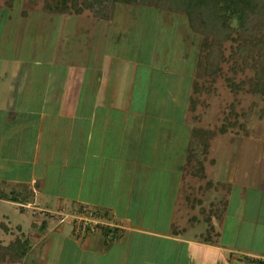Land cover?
I'll return each mask as SVG.
<instances>
[{"label": "rangeland", "instance_id": "374dc122", "mask_svg": "<svg viewBox=\"0 0 264 264\" xmlns=\"http://www.w3.org/2000/svg\"><path fill=\"white\" fill-rule=\"evenodd\" d=\"M5 2L0 0V157L8 151L7 135H3L7 126L5 116L9 111L19 110L23 113V102L27 95L26 81L33 70L36 55L39 54L35 48L39 44L36 43L42 42L43 39L41 26L38 29L34 23L48 24L54 23L56 19H63V13L55 10L56 0H14V4L9 7ZM82 16L84 18H81ZM66 17L74 21L80 18H95L90 12L83 15L64 14V18ZM107 24L109 41L106 45L111 64L109 68L104 69V78L109 79L105 103L111 105L118 101L125 106L131 105L130 109L133 111L143 113L142 118L138 116L137 123L128 124L126 132L123 129L120 132L117 125L122 124L117 122L116 116L108 118L99 114L95 122L96 129L106 138L107 155L109 151H120V136L126 133L135 136L134 140L125 139L122 145V151L126 148L131 152L128 162L141 165L143 168L148 166V170L151 167L161 175V178L170 176L179 181L183 176L184 183L213 179L219 195L224 194L227 182L232 181L236 196L232 212L237 213L238 217H234L235 222L227 220L224 224L219 221L221 226H216L214 230L213 243L226 245V240H229L230 245H227L235 248L241 259L260 257L258 260L264 261V97L242 93L241 103L233 106L236 103V96L227 81V78L237 82L249 80L255 75V63L252 60L249 63L242 60L235 64L232 61L225 62L223 73L214 83L199 78L203 36L191 30L183 14L119 3L114 18ZM103 28L104 26H101V29ZM67 31L65 38L70 36V32ZM69 41L67 38L61 49L63 55L61 62L64 64ZM231 45V42L226 44L227 55L232 53ZM58 68H55V73ZM64 70L71 75L76 71L70 67H64ZM79 73L80 77L73 81L75 90L68 93L69 99L72 94V101L74 97H79L81 101L91 99L93 95L91 89L81 85L83 84L81 81L86 79V72L80 69ZM191 78L194 85L200 84V90H195L194 85L188 82ZM128 94L133 95L135 103L127 102V99H130L127 97ZM44 109L41 123L39 115L28 112L34 108H29L23 113L24 117L21 118L16 131V135H20L21 139L15 140L17 145L21 144L24 134L21 129L25 122L37 120L38 131L32 128L31 138L40 136L38 150L40 154L60 149L59 141L63 127L60 121L64 120L62 118L64 115L60 113L62 112L60 107L55 106L54 100L51 104L45 102ZM108 119H112V122H105ZM225 128L227 130L224 132ZM122 137L124 139L123 135ZM158 140L161 144L159 147ZM162 145H165L166 151L168 148L170 151L172 149L176 151L174 158L176 164L172 167L180 171L177 175L161 169L159 164L166 163L167 155L165 150H162ZM201 151L207 153L203 155ZM113 156L111 153L110 157ZM218 160L221 167L220 181ZM45 162L42 166L50 167L49 157H46ZM2 166L3 161L0 160V170ZM201 167L209 178L200 173ZM208 167L212 168L211 171ZM148 173L149 171H145L140 180ZM132 184V180L122 182L119 179L118 186L122 189L126 187L125 192L120 196L112 195L111 186L105 188L107 195L104 196V202L109 203L108 205L115 204L117 207L123 206L130 192L127 191V187ZM174 186L170 189L171 194ZM138 187L139 182L135 186L136 190ZM152 190L159 195L157 193L159 188ZM179 190L183 191L182 195L190 191L183 187ZM191 190L194 197H199L203 188ZM86 205L105 214L111 222L124 225L114 212L96 205ZM5 209L6 207L0 206V211L4 212ZM246 212L249 213V217ZM64 214L57 213L60 218ZM12 217L15 216L11 215V220ZM71 220L72 217H69L66 223L74 229ZM12 221L11 227L14 228L17 220L13 218ZM192 225L197 226L198 222ZM192 225L188 227L191 231L187 233V237L200 241L202 237L200 229L192 228ZM232 227L235 228L234 234L226 231ZM111 228L101 229L106 240H112L120 230H126ZM141 237H137L138 243L132 246L128 264H171L181 259L179 246L158 236ZM175 246L178 249L172 253V247ZM186 249L190 252L188 255L197 262H205L207 257L215 255V252L199 246H187ZM57 251L58 249L52 251L54 259L38 261H41V264L42 262L60 264L64 259H60L62 252ZM113 252H103L100 255L101 264H108L107 259H110ZM65 256H68V252L64 251L63 258ZM185 259L178 264H184ZM38 261L36 263L39 264ZM71 262L78 264L79 260ZM32 264H35L34 260Z\"/></svg>", "mask_w": 264, "mask_h": 264}, {"label": "crops", "instance_id": "0c3cea01", "mask_svg": "<svg viewBox=\"0 0 264 264\" xmlns=\"http://www.w3.org/2000/svg\"><path fill=\"white\" fill-rule=\"evenodd\" d=\"M62 17V20L56 19L54 23H34L38 29L41 26L43 39L36 43L39 44L35 47L39 54L36 55L33 70L26 81L27 95L23 102V113L34 108L28 112L39 115L40 123L45 102L51 104L54 100L55 106L60 107V113L64 115V120L60 121L63 125L60 149L40 154V136L31 138L32 128L38 131L37 120L25 122L21 129L24 132L22 143L17 145L15 140L21 137L16 135V131L24 114L16 110L7 112L5 116L7 126L3 135H7L8 151L0 157L3 161L0 170V206L6 207L4 212L0 211V264H32L33 260L38 264V260L54 259L52 251L57 249V252H62L60 259H64L60 264H74L71 260L77 259L78 264H101L100 255L105 251H114L110 259H107L108 264H128L132 246L138 243L136 238L143 235L158 236L180 247L181 259L171 264H178L185 258L184 264H264V261L258 260L260 257L241 259L235 248L227 245L229 240H226V245L213 243L214 230L216 226H221L219 221L224 224L227 220L235 222L234 217H238L237 213L232 212V204L236 200L232 181L227 182L226 188L222 187L224 194L219 195L213 179L184 183L183 176L179 181L170 176L161 178L151 167L148 170V166L143 168L128 162L131 152L126 148L122 151V145L125 139L134 140L135 136L126 133H122L124 139L120 136V151H109L107 155L106 138L96 129L95 122L99 114L108 118L116 116L117 122L122 124L117 125L120 132L122 129L126 132L128 124L137 123L138 116H143V113L133 111L131 105L125 106L118 101L111 105L105 103L109 79L104 78V69L111 64L106 45L109 41L106 31L108 21L81 19L84 16L74 21L64 18V14ZM101 26L104 28L101 29ZM81 28L83 31H80ZM66 31L70 32V36L65 38ZM67 38L70 41L64 64L61 62V49ZM56 67L59 68L55 73ZM64 67L76 71L71 75L68 71L65 73ZM80 69L86 72V79L81 81V85L91 89L93 95L91 99L80 101L79 97H74L72 101V94L69 99L68 93L75 90L73 81L80 77ZM188 82L194 85L192 78ZM127 97H130L127 99L129 104L136 102L133 95L128 94ZM105 122H112V119ZM159 138L164 142L161 136ZM160 145L158 140L157 147ZM162 146L167 155L166 163L159 164L161 169L177 175L180 171L172 167L176 164V151H170L169 148L166 151L165 145ZM111 153L114 155L112 158ZM201 153L204 155L207 151ZM46 157L50 158V167L42 166L46 163ZM218 163L219 179V160ZM211 169L208 167L209 171ZM145 171L149 173L140 180ZM200 173L209 178L203 167ZM119 179L122 182L132 180V186L139 182V187L137 190L135 186L127 187L130 192L123 206L108 205L103 200L107 195L105 188L111 186L112 195L119 196L126 190V187L122 189L118 186ZM181 187L190 191L182 195L183 191L179 190ZM153 188H159V195L153 192ZM193 188H203L199 197L193 196ZM86 204L114 212L126 230H120L112 240H106L101 233L103 231L85 238L75 236L73 228L62 221L57 213L73 211ZM246 214L249 217V213ZM11 215L15 216L12 220H17L14 228L11 227ZM197 222V226L192 225ZM190 225L200 229V241L187 237L191 231L188 229ZM234 229L232 227L226 231L234 234ZM176 246L172 247V253L178 249ZM187 246H199L215 252V255L207 257L205 262H197L188 255L190 252ZM64 251L68 252L65 258ZM41 261H38L39 264Z\"/></svg>", "mask_w": 264, "mask_h": 264}, {"label": "trees", "instance_id": "16d2710c", "mask_svg": "<svg viewBox=\"0 0 264 264\" xmlns=\"http://www.w3.org/2000/svg\"><path fill=\"white\" fill-rule=\"evenodd\" d=\"M5 1L8 7L14 4V0ZM119 3L183 14L191 30L203 36L199 78L215 83L223 63L252 60L256 72L249 80L227 78L236 96L233 106L241 103L242 93L264 97V0H56L55 10L68 15L90 12L96 19L111 21ZM228 42L232 43L230 55L226 54ZM199 85L194 89L200 90Z\"/></svg>", "mask_w": 264, "mask_h": 264}, {"label": "built area", "instance_id": "2783aa9c", "mask_svg": "<svg viewBox=\"0 0 264 264\" xmlns=\"http://www.w3.org/2000/svg\"><path fill=\"white\" fill-rule=\"evenodd\" d=\"M61 213H65L64 216L61 217L62 221H66L69 217H72L71 222L74 225V234L80 238L96 234L101 231L102 228L112 229L111 227H115L117 230L124 228L122 225L111 222L105 214L88 205H83V207L73 211H64Z\"/></svg>", "mask_w": 264, "mask_h": 264}]
</instances>
